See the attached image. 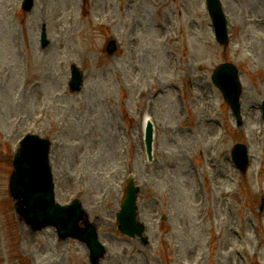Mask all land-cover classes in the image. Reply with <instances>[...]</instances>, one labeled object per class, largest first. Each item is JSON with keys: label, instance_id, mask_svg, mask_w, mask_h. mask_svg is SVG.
<instances>
[{"label": "rangeland", "instance_id": "rangeland-1", "mask_svg": "<svg viewBox=\"0 0 264 264\" xmlns=\"http://www.w3.org/2000/svg\"><path fill=\"white\" fill-rule=\"evenodd\" d=\"M221 3L227 45L205 0H35L29 10L0 0V264H264V0ZM226 60L240 70L242 123L212 80ZM28 129L52 140L57 200L78 196L97 226L105 252L94 263L85 243L16 217L8 182ZM238 142L244 171L231 159ZM130 173L147 245L117 228Z\"/></svg>", "mask_w": 264, "mask_h": 264}, {"label": "water", "instance_id": "water-1", "mask_svg": "<svg viewBox=\"0 0 264 264\" xmlns=\"http://www.w3.org/2000/svg\"><path fill=\"white\" fill-rule=\"evenodd\" d=\"M218 0H211V10L215 22L219 25V34L222 42L227 41L225 19L219 6ZM31 3L26 2L29 8ZM45 40V36H43ZM225 74V76H224ZM215 81L221 87L226 99L233 107L238 108V96L241 85L238 72L234 65L223 64L215 73ZM74 85L81 83L80 73L75 74ZM146 144L149 156L152 147V126L146 128ZM48 140L40 141L36 137H29L15 157V170L10 180V191L18 200L17 206L21 213L33 224L34 227L43 225H56L60 237L74 235L86 240L91 246L93 257H98L102 252L99 243L93 233V225L87 223L85 228L79 226L78 222L83 217V210L79 208L69 209V206H61L55 202L53 183L51 180V167L49 165ZM242 148H236L238 154ZM138 189L130 185L122 209L118 214L119 229L127 235L135 236L141 234L144 225L136 220Z\"/></svg>", "mask_w": 264, "mask_h": 264}, {"label": "bare ground", "instance_id": "bare-ground-1", "mask_svg": "<svg viewBox=\"0 0 264 264\" xmlns=\"http://www.w3.org/2000/svg\"><path fill=\"white\" fill-rule=\"evenodd\" d=\"M199 255H201L202 256V252L200 251V254ZM201 258V257H200Z\"/></svg>", "mask_w": 264, "mask_h": 264}]
</instances>
